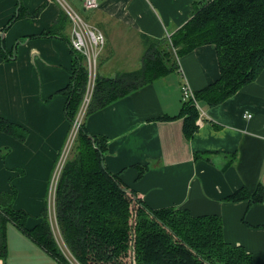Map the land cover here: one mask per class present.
<instances>
[{
  "label": "crops",
  "instance_id": "obj_1",
  "mask_svg": "<svg viewBox=\"0 0 264 264\" xmlns=\"http://www.w3.org/2000/svg\"><path fill=\"white\" fill-rule=\"evenodd\" d=\"M205 1L100 0L87 22L104 34L98 56L104 54L106 65L99 75L141 69L142 37L168 39ZM20 4L23 16L10 22ZM61 8L58 0H0V119L25 131L17 139L0 129V193L28 213L27 228L45 208L53 232L55 164L70 149L64 107L73 58L66 41L33 36L47 31ZM71 29L64 31L68 39ZM216 59L213 44L197 46L176 57L172 71L85 118L80 113L79 123L106 139L104 167L146 207L216 214L225 241L243 247L253 264H264V194L259 203L227 199L241 188L260 186L264 193V68L214 106L196 101V129L189 138L183 133L181 85L193 93L212 83ZM134 60L139 63L131 65ZM7 227L12 262L8 255L0 264H61L16 226Z\"/></svg>",
  "mask_w": 264,
  "mask_h": 264
},
{
  "label": "trees",
  "instance_id": "obj_2",
  "mask_svg": "<svg viewBox=\"0 0 264 264\" xmlns=\"http://www.w3.org/2000/svg\"><path fill=\"white\" fill-rule=\"evenodd\" d=\"M63 9L47 31L33 37L56 36L68 43L73 60L64 112L71 124L82 104L88 70L84 56L64 34L71 20ZM22 10L20 4L10 22L22 17ZM142 38L141 69L119 72L114 77L99 75L96 70L84 118L172 71L176 57L204 44H213L219 74L212 83L193 91L194 97L208 106L224 101L264 68V0H206L168 39ZM181 107L183 133L189 138L196 129L198 110L191 100L182 101ZM78 125L53 192L54 221L77 264H253L243 247L225 241L216 214L193 215L187 208L173 206L152 209L137 197L133 199L136 194L104 167L106 139L88 133L82 121ZM0 129L17 139L25 136L24 130L4 119H0ZM256 189L247 192L241 188L227 199L247 198L249 203H259L264 193L260 186ZM13 199L0 193V257L6 259L4 223L10 220L43 251L61 264H70L53 236L45 208L35 225L27 228L28 213L13 208Z\"/></svg>",
  "mask_w": 264,
  "mask_h": 264
},
{
  "label": "built area",
  "instance_id": "obj_3",
  "mask_svg": "<svg viewBox=\"0 0 264 264\" xmlns=\"http://www.w3.org/2000/svg\"><path fill=\"white\" fill-rule=\"evenodd\" d=\"M60 1L61 5L63 6V10L69 16L71 20L70 27L71 29V36L69 37V41L71 46L75 49V51L80 52L85 59V67L88 70V78L86 80V91L83 94L82 104L79 107V113L73 122L71 123L72 130L74 134L78 128V124L80 121V115L84 112V107L87 106L89 101V95L93 88V78L96 72V64H97V57L99 49L104 46L105 40L103 38V33L100 30H96L91 26H88L87 22L73 9L71 5H69L65 0H58ZM83 9H94L98 6V0H81ZM191 88L188 86L187 83L181 85L180 93L182 101L191 100L192 104L196 107V99L194 97V93L190 90ZM81 113V114H80ZM248 116V115H247ZM198 117L200 115L198 114ZM73 134V135H74ZM72 135V136H73ZM65 156H61L59 158L58 163L56 164V172L58 175L61 163H63ZM57 178V177H56ZM55 178V179H56ZM55 182V180H54ZM55 186V183H54ZM55 188V187H54ZM63 241V240H62ZM64 244V243H63ZM65 248V252L68 253L73 259L74 257L71 255L70 252ZM63 253V252H62ZM69 263L73 264L72 260L68 258ZM75 260V259H74ZM76 261V260H75ZM77 263V261H76Z\"/></svg>",
  "mask_w": 264,
  "mask_h": 264
},
{
  "label": "rangeland",
  "instance_id": "obj_4",
  "mask_svg": "<svg viewBox=\"0 0 264 264\" xmlns=\"http://www.w3.org/2000/svg\"><path fill=\"white\" fill-rule=\"evenodd\" d=\"M73 7H74V10L76 11V13H79V15L80 16H82L87 22H89V20H90V17L92 16L91 14L93 13V9H87V10H84L83 9V7L80 5V3H81V1H79V0H70V2H69ZM100 3V0H98V4ZM104 55V54H103ZM103 55L102 56H98L97 57V64H96V66H95V68H96V70L98 71V72H100V71H103L104 70V66L106 65V64H104V63H106V59H104V57H103ZM102 63V64H101ZM135 63H139V61H137V60H134L133 62H132V64L131 65H133V64H135ZM74 134V131L71 129V131H70V133H69V135L67 136V145H69L70 146V143H71V138H72V135ZM63 156H68V155H65V153H64V155ZM60 158V157H59ZM59 158H58V160H59ZM57 163H58V161H57ZM55 166H56V164H55ZM55 171H56V168H55ZM54 174H55V172H54ZM54 177V176H53ZM55 180V179H54ZM54 180H53V184H54ZM53 191H54V188H53ZM6 223V224H5ZM4 223V227H5V230H6V236L5 237H7V226L8 225H13V223L12 222H10V220H7V222H5ZM54 234H53V236L55 237V239L57 240V242H58V245H59V249L61 250V252H63V254H64V256H65V258H67V260H68V258H70L73 262V264H77L76 263V261L68 254V253H66L65 252V245L63 244V241H62V239H60L59 238V236H58V231L55 229L54 230V232H53ZM6 255H7V250H6ZM8 255H9V260H10V262H12V260H11V255H12V252H9L8 253ZM8 255H7V257H6V260H7V258H8ZM10 264V263H9Z\"/></svg>",
  "mask_w": 264,
  "mask_h": 264
},
{
  "label": "water",
  "instance_id": "obj_5",
  "mask_svg": "<svg viewBox=\"0 0 264 264\" xmlns=\"http://www.w3.org/2000/svg\"><path fill=\"white\" fill-rule=\"evenodd\" d=\"M125 190V189H124ZM133 199H136V196H133Z\"/></svg>",
  "mask_w": 264,
  "mask_h": 264
}]
</instances>
